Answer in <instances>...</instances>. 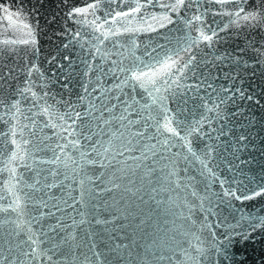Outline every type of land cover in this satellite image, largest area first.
<instances>
[{
	"label": "water",
	"instance_id": "water-1",
	"mask_svg": "<svg viewBox=\"0 0 264 264\" xmlns=\"http://www.w3.org/2000/svg\"><path fill=\"white\" fill-rule=\"evenodd\" d=\"M0 209V264H264V0H0Z\"/></svg>",
	"mask_w": 264,
	"mask_h": 264
},
{
	"label": "snow or ice",
	"instance_id": "snow-or-ice-1",
	"mask_svg": "<svg viewBox=\"0 0 264 264\" xmlns=\"http://www.w3.org/2000/svg\"><path fill=\"white\" fill-rule=\"evenodd\" d=\"M179 2L180 3H182L183 2V0H179ZM241 2H242V0H241ZM91 7V6H90ZM4 11L5 12H7V9H4ZM82 11H84V10H82V9H74V13H70V15H73V14H79V13H81ZM244 10H243V8H241L237 13H236V15H237V17H240V14H241V12H243ZM11 18H12V14H9L8 15V19L9 20H11ZM259 18V14L258 13H256V12H250V13H245L243 16H242V19L243 20H257ZM197 19H199V17H197ZM204 39H211V37H209V36H205L204 37ZM22 42H24V43H27V41H22ZM132 79H134V80H136V81H141V76L140 75H137L136 73H133L132 74ZM141 86L143 87V83H141ZM18 106V102H17V104H13V107L15 108V107H17ZM165 120H166V123L164 124V129L166 130V131H168V132H171V133H173L174 135L176 134V130L174 129V128H172L171 126H170V124H171V120H170V118L169 117H167V116H165ZM15 133H13V135H14ZM13 143H16V141L15 140H13ZM24 143H27V141H24ZM189 150L191 151V148L189 147ZM15 155V154H14ZM193 155H195V153H193ZM57 159H59L58 157H57ZM231 193H225V195H230ZM261 193L260 192H257V193H255V195H260ZM239 198V197H238ZM246 199H252L253 197L252 196H247V197H245ZM16 205H17V208L19 207V199L17 198V201H16ZM6 209H0V211H5ZM14 211L16 210V208H14L13 209ZM255 226L253 225V228H254ZM241 237H242V239H248L249 237H248V235L247 234H244V233H241ZM29 240L31 241V243L32 244H37V240H35V239H33V237L32 236H29ZM229 240H231V237H229ZM196 251H200L199 249H197ZM30 253L31 254H33V255H36L37 254V250H36V248L35 247H33V248H31L30 249ZM29 253H25V255H28ZM231 258V257H230ZM5 259V261H7V257H5L4 258ZM197 264H198V261H197Z\"/></svg>",
	"mask_w": 264,
	"mask_h": 264
}]
</instances>
